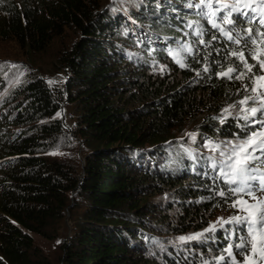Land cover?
Segmentation results:
<instances>
[{
	"label": "trees",
	"instance_id": "1",
	"mask_svg": "<svg viewBox=\"0 0 264 264\" xmlns=\"http://www.w3.org/2000/svg\"><path fill=\"white\" fill-rule=\"evenodd\" d=\"M199 3L144 0L125 14H109L107 10L90 13L81 0L2 3L10 26L20 29L25 41L35 43L40 51L50 44L54 22H77L80 37L65 56L64 67L67 98L76 111L75 134L85 147V157L78 174L56 159L33 154L38 144L53 148L67 134L58 121L43 125L40 139L0 132V154L14 158L13 167H17L0 174V264H51L32 234L48 241L58 239L67 212L71 225L60 264H202L199 259H181L172 247L171 253H147L162 239L158 227L165 220L154 197L160 186H168L179 196L204 195L215 202L236 197L230 193L218 196L221 191L227 193L229 185L218 176V166L213 169L212 160L194 147L182 150L171 145L170 124L181 118L194 98L176 88L161 97V87L149 89L146 79L138 86L141 97L126 100L123 92L132 80L140 81L151 66L172 60L180 65L177 59L186 65L182 72H200L203 65L209 69L207 77L216 80L220 70L217 60L230 56L238 46L212 28L203 14L208 8L189 6ZM76 12L80 15L77 20ZM220 15L218 12L217 17ZM198 26L204 32L202 39L210 42L207 46L195 34ZM223 27L228 30L232 26ZM242 27L249 25L242 23ZM213 35L217 37L214 40ZM242 35L247 37L246 32ZM185 45L192 48L191 54L183 50ZM129 46L136 51L127 52ZM240 47L246 55L264 50L263 44L259 49L251 43ZM14 95L22 101L15 110L21 108L18 121L40 115L52 117L59 109L51 92L36 77ZM143 99L150 104L140 103L139 109L130 104ZM248 117L247 123L229 118L219 128L214 123L202 127L210 135L219 131L222 136L244 139L261 130L257 127L260 123L253 124ZM7 120L0 118L2 123ZM70 192L74 194L71 203ZM233 230L231 237L228 231H221L215 242L192 241L189 251L218 253L249 236L248 229L239 230L236 224ZM248 245L237 249L246 250Z\"/></svg>",
	"mask_w": 264,
	"mask_h": 264
},
{
	"label": "rangeland",
	"instance_id": "2",
	"mask_svg": "<svg viewBox=\"0 0 264 264\" xmlns=\"http://www.w3.org/2000/svg\"><path fill=\"white\" fill-rule=\"evenodd\" d=\"M4 1L0 0V118H8V120L3 123L0 121V132L24 133L29 138L40 139L39 131L43 125L58 121L67 134L61 136L53 148H48L46 144H38L33 154L56 159L63 163L65 168L79 174L84 162L85 147L81 139L75 134L76 111L74 104L68 101L67 98V72L64 67V59L72 45L79 39L80 28L75 21L54 22L55 26L49 31L50 44L43 51H40L35 43L31 44L25 41L20 29L10 26L9 17L3 11L4 6L2 3ZM12 1L18 4L22 0ZM49 1L54 2V0ZM81 1L90 13L107 10L109 14L114 11L125 14L126 10L134 9L133 6L144 2V0ZM228 2H232V0H228ZM213 6H218L215 0ZM253 7H255V4ZM36 10H40V8L36 7ZM79 16V13L76 12V20ZM129 20L132 21V19ZM135 51V48L131 46L127 47V52L133 53ZM245 58L254 66L251 72H248L244 68L241 60L230 55L217 60L220 66V70L217 73L226 72L229 66L236 67L237 71L230 74L233 78L229 79L227 76L217 74L215 76L216 80L213 81L203 71V65L200 72L197 70L193 72L185 70L182 72L180 69H185V67H181L173 60L170 63H158L151 66L150 70L144 73V77L140 81L132 80L130 85H126V90L123 91L124 97H126V100H130L134 95L141 97L142 93L138 86L144 79L147 80L150 86L148 87L149 89L161 87V97L174 90V88L181 89L183 93H190V96L194 98L192 105L185 110L179 120L175 119L170 124L171 135H169V138L174 140L171 145L182 150H188L192 147L196 148L199 154L207 156L208 160L216 161L220 170L219 162L224 159L220 155V152L231 147L228 144L229 141L238 143L241 138L222 136L219 131L216 132V135H210L205 131L206 129H203L202 125L206 127L214 123V126L219 128L227 119H242L245 115L251 117L250 122L252 123L253 120H260L264 115L262 114L264 113V109H261V112H257L255 117L247 111L250 108H259V101L254 102L253 100H249L247 104L240 103L246 96L254 97L257 95V93L245 91V85H248L249 88H257V92L264 95V81H255L256 75L264 76V68H261L258 63V60H264V55L257 54V58L254 59L251 54H245ZM12 65L19 67H12ZM129 68L136 69L133 66ZM239 72L245 73L244 79L234 78ZM35 77L51 92L54 100L59 105V109L52 117L40 115L34 119L24 118L18 121L20 119L21 108L16 112L15 110L20 107L22 101L18 100L14 92ZM49 81H53V83L50 84ZM143 102L150 104V100L148 99H143L142 102L132 101L130 104L132 107L139 109L140 103L142 104ZM3 105H8V107L3 108ZM225 109H228V112H225ZM242 109L244 110L242 111ZM57 113H60V115L58 116ZM222 120L223 123L221 122ZM260 121H264V119ZM257 127L262 128L264 125L259 124ZM189 133L195 134V140L192 139ZM209 143L219 145L220 147L214 152L207 146ZM12 160L14 158L7 156V154L4 156L0 154V174L3 171L9 169L15 170L17 168L13 167L15 165L12 164ZM189 172L192 173V170H189ZM2 179L0 177V181ZM187 181L188 186H192V181ZM194 187L201 188L200 186ZM73 195L72 192L68 194L70 203ZM255 195L257 198H264V193L260 191H257ZM154 197L156 203L159 204V215L162 216L161 219L163 218L165 222L162 219V226L158 227V231L162 237L158 247L150 249L147 253L152 252L155 255L157 253H171V250L174 249L181 259H199L202 264H244L245 255H247L250 261H255V264H264V259H261L258 253H252V238L250 236H248V240L250 241L248 249L238 250L233 246L232 252L233 256H235V261H233L226 251V248L230 244L225 246L222 252L218 253L205 249L203 252L196 250L191 253L189 251L193 247L192 241L215 242L216 236L223 230L228 231L231 237V234L234 233L233 224H236L239 230L241 228L248 229L245 224L235 221L225 224L223 227L216 223L220 218L227 220L233 216L249 215L247 211L241 210L244 205L232 206V202L238 199L237 196L231 200L218 199L215 202L204 195L179 196L168 186L162 185L158 188V192ZM239 198L247 200L249 204L256 203V200L244 194H241ZM251 211L253 216L250 218H254L255 209ZM161 219L158 218V222ZM180 221H184V224H179ZM214 224L215 231H205L206 229H210ZM70 225V215L67 212L65 219L61 223L58 239L48 241L32 234L35 244L41 249L51 264H60L62 246L66 240ZM197 233H202L203 235L198 239L184 243L177 240L179 236H190ZM256 235L258 236L259 233ZM220 257H224V259H219Z\"/></svg>",
	"mask_w": 264,
	"mask_h": 264
},
{
	"label": "snow or ice",
	"instance_id": "3",
	"mask_svg": "<svg viewBox=\"0 0 264 264\" xmlns=\"http://www.w3.org/2000/svg\"><path fill=\"white\" fill-rule=\"evenodd\" d=\"M215 3L219 5L218 8L213 9V0H200L199 4L189 5L190 7L194 6L197 8H201V6L208 8L209 12L203 13L208 16V22L211 24L212 28L217 29L221 35H223L227 40L236 44L238 47L233 49L230 55L237 57L242 61L244 68L248 70V72L252 71L254 67L251 65L248 60L245 58L244 49L240 47L243 44L244 48H247L248 44H255L259 49L260 44H264V0H232V2H228V0H215ZM255 4V7L253 5ZM227 9V11H225ZM222 13L219 17H217V13ZM255 14V15H253ZM243 18V20L241 19ZM219 20V22H217ZM242 23H246L249 25L246 29L242 27ZM223 25L232 26L230 29L226 30ZM258 25V26H257ZM191 23L189 27H191ZM246 32L247 37L243 36L242 33ZM195 34L198 37H201L200 43H207L204 39H202L204 32L203 29L198 26ZM259 36L260 39L257 41L255 38ZM217 37L213 35L212 39H216ZM184 51H187L191 54L192 48L185 45L183 47ZM170 55H175L173 50H169ZM260 54L264 55V50H261ZM252 58H257V53H251ZM177 62L180 63L181 67H185L186 65L179 59ZM261 68H264V60H258ZM12 67H19L17 65H12ZM203 71L208 72L209 69L207 66L204 67ZM237 68L229 66L226 72L222 71L218 75L227 76L229 79L233 77L230 75L233 72H236ZM199 75V73H197ZM245 73L239 72L234 78L235 79H244ZM255 81H264V76H255ZM49 83H53V81H49ZM245 91H251L257 93L256 96H246L244 99L240 101L241 104H247L249 100H253L254 102L259 101V108H250L247 111L253 116H256L257 112H261V109H264V95H261L257 92V88L252 87L249 88L248 85H245ZM244 109H242L243 111ZM225 112H228V109H225ZM264 114V113H262ZM59 116L60 113H57ZM245 122H248V115L242 117ZM223 123V120L221 121ZM253 124L260 123L264 125V121L253 120ZM193 140H195V134L189 133ZM231 147L226 148V150H222L220 155L224 157L220 163V170L218 176L223 179L224 183L229 185L227 189V193L221 191L217 193L221 197H225L228 193L231 195L237 196L238 199L232 202L233 207H237V205H244L241 209L242 211H247L249 213L248 216H233L229 219H218L216 223L220 224L223 227L225 224H230L233 221L241 224H245L248 228V235L252 238L251 248L253 254H259L261 259H264V198H257L256 192L260 191L264 193V127L259 131H253L247 138L241 139L238 143L228 142ZM211 148L212 151H216L220 146L212 145L209 143L207 145ZM256 153H259L257 155ZM259 161V164H254L253 162ZM213 169L217 167V162L213 161L212 163ZM259 173V174H258ZM235 185V187H232ZM241 194L247 195L252 199L256 200L255 204H249L247 200H243L239 198ZM255 209L254 218H250L253 216L251 210ZM205 231H215V224L210 227V229H206ZM259 233L257 236L256 234ZM202 233H197L195 235L190 236H179L177 240L181 243L198 239L202 236ZM249 243L248 237H244L241 239L240 243L235 244L236 248L245 249ZM233 245H229L226 248L228 255L232 257L233 261H235V256H233ZM219 259H224V257H220ZM244 264H255V261H250L249 257L245 255Z\"/></svg>",
	"mask_w": 264,
	"mask_h": 264
}]
</instances>
